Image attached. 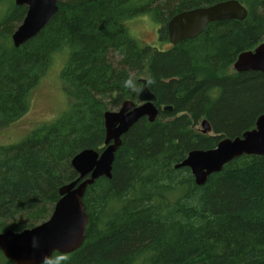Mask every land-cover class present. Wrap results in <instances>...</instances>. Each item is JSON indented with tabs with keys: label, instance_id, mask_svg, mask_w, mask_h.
<instances>
[{
	"label": "trees",
	"instance_id": "16d2710c",
	"mask_svg": "<svg viewBox=\"0 0 264 264\" xmlns=\"http://www.w3.org/2000/svg\"><path fill=\"white\" fill-rule=\"evenodd\" d=\"M219 1L59 0L49 23L17 47L12 33L25 7L0 0V134L27 112L60 52L67 105L22 141L0 143V233L48 219L60 187L78 176L74 155L103 148L105 111L135 99L146 78L173 110L124 133L112 177H99L84 196L83 244L41 264H264V155L236 157L202 185L189 167L175 166L189 149L221 138L199 133V120L233 137L264 112V74L233 68L241 51L264 42V0H238L245 19L210 23L168 50L142 44L125 25L150 14L165 44L172 15ZM0 264L14 263L0 250Z\"/></svg>",
	"mask_w": 264,
	"mask_h": 264
},
{
	"label": "water",
	"instance_id": "95a60500",
	"mask_svg": "<svg viewBox=\"0 0 264 264\" xmlns=\"http://www.w3.org/2000/svg\"><path fill=\"white\" fill-rule=\"evenodd\" d=\"M29 4L27 16L13 34V42L19 47L35 37L57 11V0H17ZM247 8L238 0H227L215 5L200 7L176 15L168 25L171 41L194 38L202 33L207 24L216 20L244 19ZM234 67L239 72L260 70L264 73V42L254 50L238 55ZM143 87L139 93L142 102L124 101L118 110L104 113L106 139L101 152L86 148L77 153L71 164L79 177L60 187V199L55 204L49 219L23 231L7 230L0 234V248L6 257L16 264H39L51 259L53 253H70L79 248L86 236L88 215L84 195L96 179L111 178L116 151L122 136L140 118L147 116L154 122L158 113L152 103L156 99L147 86V79L140 80ZM172 111L173 106L163 108ZM204 132L211 130L207 119L202 123ZM242 155H264V113L258 117L256 128L245 131L241 136L225 138L209 150L189 153L176 167H189L197 184H204L210 174L220 171L225 164Z\"/></svg>",
	"mask_w": 264,
	"mask_h": 264
},
{
	"label": "rangeland",
	"instance_id": "374dc122",
	"mask_svg": "<svg viewBox=\"0 0 264 264\" xmlns=\"http://www.w3.org/2000/svg\"><path fill=\"white\" fill-rule=\"evenodd\" d=\"M5 4L0 3V7ZM132 33L142 44L158 45L162 49L168 48L167 44L160 43L159 25L150 14H142L125 22ZM65 63V57L60 53L55 55L49 70L40 80L39 84L32 91L29 108L27 112L16 119L14 123L5 127L0 134V143L5 145L18 143L25 139L29 131L36 129L46 122H53L66 108V100L63 94L60 73ZM111 110H117V107ZM201 129L200 122L194 126ZM210 131V130H209ZM214 134L213 131L208 132ZM8 142V143H7Z\"/></svg>",
	"mask_w": 264,
	"mask_h": 264
},
{
	"label": "flooded vegetation",
	"instance_id": "af4514ba",
	"mask_svg": "<svg viewBox=\"0 0 264 264\" xmlns=\"http://www.w3.org/2000/svg\"><path fill=\"white\" fill-rule=\"evenodd\" d=\"M224 1H227V0H224ZM224 1H219V2H215V3H213V4H209V5H205V6H199V7H196V8H192V9H187V10H182V11H178L177 13H175L174 15H172L170 18H169V22H167V24H166V26H167V30H168V32H169V28H168V25H169V23L171 22V20L176 16V15H178V14H180V13H182V12H185V11H189V10H193V9H197V8H200V7H207V6H211V5H215V4H217V3H220V2H224ZM14 2H15V4L16 5H20V6H24L25 7V15H24V17L20 20V22L16 25V28H15V30L13 31V33H12V42H13V34H14V32L16 31V29L22 24V22H23V20L25 19V17L27 16V12H28V10H29V4H27V3H25V2H22V3H18L17 2V0H14ZM58 8H59V0H57V11H58ZM3 9V6L2 7H0V14H2L3 12L5 13V11L3 10V11H1ZM57 11H56V13H57ZM248 11V10H247ZM55 13V14H56ZM54 14V15H55ZM53 15V16H54ZM248 15V14H247ZM52 16V17H53ZM52 17H51V19H52ZM246 18V17H245ZM244 18V19H245ZM50 19V20H51ZM49 20V21H50ZM227 20H235V19H227ZM236 20H243V19H236ZM216 21H222V20H216ZM216 21H211V22H209L208 24H207V26L210 24V23H213V22H216ZM49 23V22H48ZM47 23V24H48ZM46 24V25H47ZM45 25V26H46ZM207 26H206V28H205V30L207 29ZM161 27H162V25H161ZM43 29V28H42ZM41 29V30H42ZM205 30L202 32V33H204L205 32ZM202 33H200L199 35H197L196 37H198V36H200ZM159 36V40H160V35H158ZM196 37H194V38H196ZM34 38V37H33ZM194 38H187V39H194ZM187 39H184V40H181V41H185V40H187ZM181 41H178L176 44H174L172 41H171V36L168 34V42H166L165 44H167L168 45V48H166L167 50L168 49H170V48H172L173 46H175V45H177L178 43H180ZM27 42V41H26ZM14 43V42H13ZM160 43H161V41H160ZM260 43H262V42H260ZM260 43H258L255 47H257ZM160 46H158V47H156V48H159ZM255 47L253 48V49H249V50H254L255 49ZM164 48V47H163ZM165 49V50H166ZM246 51V50H245ZM241 52H244V51H241ZM240 52V53H241ZM239 53V54H240ZM238 54V55H239ZM237 58H238V56L236 57V60H237ZM236 60L234 61V63H233V68L235 69V67H234V64H235V62H236ZM235 71H237L236 69H235ZM250 71H253V70H250ZM254 71H258V72H260V73H262L260 70H254ZM237 72H239V71H237ZM245 72V71H244ZM246 72H248V71H246ZM239 73H241V72H239ZM262 74H264V73H262ZM140 81V80H139ZM142 83V82H141ZM147 86L149 87V85H148V82H147ZM143 87V83L141 84V87H140V89H139V91H138V93L140 92V90H141V88ZM149 89H150V87H149ZM151 90V89H150ZM151 92L152 93H154L152 90H151ZM155 94V93H154ZM155 96H156V94H155ZM124 101H134V102H136L135 104L136 105H140L141 104V102H140V100H139V98H138V96L135 98V99H132V98H126V99H124L122 102H120L119 104H118V106H117V110L120 108V107H122V105L124 104L123 102ZM154 105H155V107L157 108V110H158V113H157V115H156V117H155V119H154V122L156 121V120H164V119H167V118H160V115L162 114V113H164V112H169V111H164L163 110V108L164 107H167V106H172V105H168V104H160L159 103V100H158V98H157V96H156V99L155 100H153V102H152ZM264 112H262L261 114H263ZM261 114H259L258 116H257V118H256V121H255V126L254 127H252V128H250V129H246V130H244V131H242V133L240 134V135H236V136H233V137H229V136H222V135H220L219 133H215L214 132V130H213V128H212V125H211V123H210V121H209V123H210V125H211V130L210 131H213L214 132V134H209L208 132H210V131H208V132H204V127H203V125H202V123H203V121L206 119V118H204V119H201V120H199V122H200V124H201V129L199 130V129H197L198 130V132L199 133H202V134H204V135H210V136H219V137H221L220 139H218V141H217V144L216 145H214V146H212V147H208V148H198V147H194V148H192V149H189L186 153V155H185V157H184V159L186 158V157H188V155H189V153H192V152H194V151H198V150H209V149H213V148H215L217 145H218V143H220L223 139H225V138H234V137H237V136H241L245 131H247V130H252V129H254V128H256V123H257V120H258V117L261 115ZM142 118H146L148 121H149V119H148V117L147 116H143ZM159 118V119H158ZM141 119V118H140ZM151 122V121H150ZM198 122V123H199ZM197 123V124H198ZM196 125V124H195ZM106 128V127H105ZM131 129V128H130ZM129 129V130H130ZM128 132V131H127ZM126 132V133H127ZM125 133V134H126ZM125 134H123V136L125 135ZM123 136H122V143H123ZM105 142V141H104ZM122 143H121V145H122ZM120 145V146H121ZM103 146H105V145H103ZM119 146V147H120ZM84 150V149H83ZM103 150V148H101V149H97V151H99V152H101ZM116 153H117V151H116ZM183 159V160H184ZM182 160V161H183ZM181 161V162H182ZM77 173V172H76ZM77 177L75 178V179H77L78 177H79V174L77 173ZM74 179V180H75ZM74 180H71V181H74ZM97 180V179H96ZM95 180V181H96ZM92 185V184H91ZM63 186V185H62ZM90 186V185H89ZM59 194H60V192H59ZM86 194V193H85ZM85 196V195H84ZM61 197V196H60ZM60 199V198H59ZM83 200H84V198H83ZM58 202V201H57ZM56 202V203H57ZM86 206V205H85ZM55 207V206H54ZM54 209V208H53ZM52 212H53V210H52ZM86 212H87V210H86ZM52 214V213H51ZM87 215H88V213H87ZM51 216V215H50ZM50 216L48 217V219L50 218ZM47 220V219H46ZM46 220H44V221H46ZM44 221H42V222H44ZM42 222H40V223H42ZM40 223H38V224H40ZM88 223H89V216H88ZM38 224H36V225H38ZM36 225H34V226H36ZM34 226H32V227H34ZM87 226H88V224H87ZM32 227H27V228H32ZM24 229H26V228H24ZM24 229H22V230H20V231H23ZM8 230H10V229H8ZM7 231V230H6ZM15 231V230H14ZM86 232H87V229H86ZM1 234V233H0ZM78 249V248H77ZM76 249V250H77ZM0 250L2 251V249L0 248ZM76 250H74V251H76ZM74 251H72V252H74ZM2 253H3V251H2ZM56 253H60V252H58V251H55L54 253H53V255H52V257H51V259L53 258V256H55V254ZM71 253V252H70ZM4 254V253H3ZM60 254H62V253H60ZM66 254H69V253H66ZM4 256H5V254H4ZM6 257V256H5ZM7 259H9V260H11L10 258H8V257H6ZM51 259H49L48 261H45V262H41V263H46V262H49ZM12 261V260H11ZM13 262V261H12ZM14 264H16L15 262H13ZM41 263H39V264H41Z\"/></svg>",
	"mask_w": 264,
	"mask_h": 264
},
{
	"label": "bare ground",
	"instance_id": "6f19581e",
	"mask_svg": "<svg viewBox=\"0 0 264 264\" xmlns=\"http://www.w3.org/2000/svg\"><path fill=\"white\" fill-rule=\"evenodd\" d=\"M169 22V21H168ZM168 34L170 35V32H168ZM15 45V44H14ZM246 72V71H245ZM142 78H140V80H141ZM146 79V78H145ZM141 82V81H140ZM147 82H148V80H147ZM140 93V92H139ZM139 93H138V98H139ZM134 102V101H133ZM141 102V101H140ZM134 103H136V102H134ZM142 103V102H141ZM105 118V117H104ZM128 131V130H127ZM126 133V132H125ZM105 139H106V135H105ZM103 148H104V146H103ZM79 153V152H78ZM77 154V153H76ZM75 154V155H76ZM74 155V156H75ZM73 159V158H72ZM72 161V160H71ZM74 168V167H73ZM69 183V182H68ZM67 184V183H66Z\"/></svg>",
	"mask_w": 264,
	"mask_h": 264
}]
</instances>
